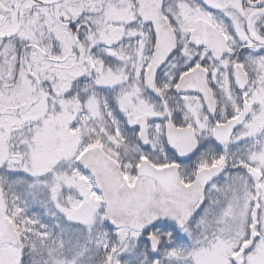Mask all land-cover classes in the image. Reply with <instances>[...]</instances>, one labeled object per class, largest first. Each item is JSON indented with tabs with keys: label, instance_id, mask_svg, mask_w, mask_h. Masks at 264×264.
Returning a JSON list of instances; mask_svg holds the SVG:
<instances>
[{
	"label": "snow or ice",
	"instance_id": "1",
	"mask_svg": "<svg viewBox=\"0 0 264 264\" xmlns=\"http://www.w3.org/2000/svg\"><path fill=\"white\" fill-rule=\"evenodd\" d=\"M0 264H264V0H0Z\"/></svg>",
	"mask_w": 264,
	"mask_h": 264
}]
</instances>
